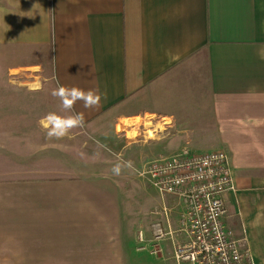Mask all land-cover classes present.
<instances>
[{
	"label": "crops",
	"instance_id": "crops-1",
	"mask_svg": "<svg viewBox=\"0 0 264 264\" xmlns=\"http://www.w3.org/2000/svg\"><path fill=\"white\" fill-rule=\"evenodd\" d=\"M0 57H13L9 70L46 74L56 88L100 94L98 106L78 101L71 110L83 112L92 135L150 122L160 155L225 151L235 184L224 195L225 225L245 239L254 264H264V0H0ZM52 175L4 185L6 256L21 251L22 264H142L146 254L175 264L178 236L155 241L152 225L138 232L144 246L130 247L124 189L108 175Z\"/></svg>",
	"mask_w": 264,
	"mask_h": 264
},
{
	"label": "rangeland",
	"instance_id": "rangeland-1",
	"mask_svg": "<svg viewBox=\"0 0 264 264\" xmlns=\"http://www.w3.org/2000/svg\"><path fill=\"white\" fill-rule=\"evenodd\" d=\"M14 62L13 57L11 61L0 57V195L9 191L4 185L43 183L49 181L52 174L64 173L66 177L75 174L81 177V182L90 181L89 178L93 176L108 175L124 189V231L130 238L134 237L133 246L125 241H121V246H144L138 241V232H148V227L159 220L164 222L159 195L147 181L139 177L146 164L169 156L158 154L157 144L160 139L155 137L158 127L150 122H145L142 126L135 121L129 126L116 124L112 130L113 135L106 134L104 138L98 137V134L92 135L85 127L73 129L68 136L59 140L49 138L47 129L40 123L41 119L49 112L55 111L63 115L70 113L62 109L57 97L52 96L56 87L44 79L46 74L32 71L27 73L23 69L9 70ZM204 147L208 150L193 153L218 151L214 146ZM129 160L132 161L133 168H122L118 176L112 173L115 164ZM168 199L166 197L164 201L166 206ZM168 204L170 210L176 208V218L180 211L172 201H168ZM163 245L166 252H170L169 243ZM6 253L7 250L0 249V264H15L9 263L12 257L6 256ZM140 255L142 264H172L171 261L163 262L146 254ZM21 257L23 252L20 251V257L15 256L12 260L19 259L22 264Z\"/></svg>",
	"mask_w": 264,
	"mask_h": 264
},
{
	"label": "built area",
	"instance_id": "built-area-1",
	"mask_svg": "<svg viewBox=\"0 0 264 264\" xmlns=\"http://www.w3.org/2000/svg\"><path fill=\"white\" fill-rule=\"evenodd\" d=\"M139 177L162 201L164 222L152 224L153 238H179L173 245L175 264H254L245 239L235 238L224 222V195L235 191L225 151L193 153L183 148L146 164ZM170 196L182 204L175 229L164 204Z\"/></svg>",
	"mask_w": 264,
	"mask_h": 264
},
{
	"label": "clouds",
	"instance_id": "clouds-1",
	"mask_svg": "<svg viewBox=\"0 0 264 264\" xmlns=\"http://www.w3.org/2000/svg\"><path fill=\"white\" fill-rule=\"evenodd\" d=\"M52 96L60 100L63 110L71 113L63 115L54 111L49 112L41 119V125L47 129V136L57 140L68 136L73 129L83 127L85 122L83 112L71 111L78 101H82L85 108H93L98 106L101 100V95L95 90L85 91L76 86H59L52 91ZM122 168H133L132 161H121L115 164L111 171L118 176L121 174Z\"/></svg>",
	"mask_w": 264,
	"mask_h": 264
}]
</instances>
